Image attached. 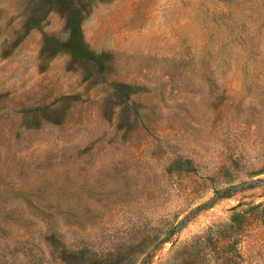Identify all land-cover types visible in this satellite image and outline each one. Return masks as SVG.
<instances>
[{"label": "rangeland", "instance_id": "1", "mask_svg": "<svg viewBox=\"0 0 264 264\" xmlns=\"http://www.w3.org/2000/svg\"><path fill=\"white\" fill-rule=\"evenodd\" d=\"M0 264H264V0H0Z\"/></svg>", "mask_w": 264, "mask_h": 264}, {"label": "water", "instance_id": "2", "mask_svg": "<svg viewBox=\"0 0 264 264\" xmlns=\"http://www.w3.org/2000/svg\"><path fill=\"white\" fill-rule=\"evenodd\" d=\"M239 186V184H235V185H230V186H226L223 187L219 190V192H227V191H231L234 188H237ZM179 225H177L176 227H178Z\"/></svg>", "mask_w": 264, "mask_h": 264}]
</instances>
